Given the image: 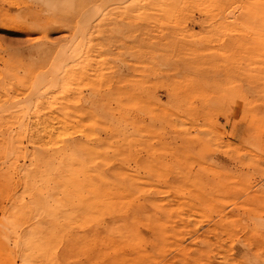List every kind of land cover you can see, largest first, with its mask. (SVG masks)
<instances>
[{"label": "rangeland", "instance_id": "obj_1", "mask_svg": "<svg viewBox=\"0 0 264 264\" xmlns=\"http://www.w3.org/2000/svg\"><path fill=\"white\" fill-rule=\"evenodd\" d=\"M0 264H264V0H0Z\"/></svg>", "mask_w": 264, "mask_h": 264}, {"label": "crops", "instance_id": "obj_2", "mask_svg": "<svg viewBox=\"0 0 264 264\" xmlns=\"http://www.w3.org/2000/svg\"><path fill=\"white\" fill-rule=\"evenodd\" d=\"M230 129L233 130V134L236 136L239 134L240 129L242 128V125L239 122H233V125L230 124Z\"/></svg>", "mask_w": 264, "mask_h": 264}]
</instances>
